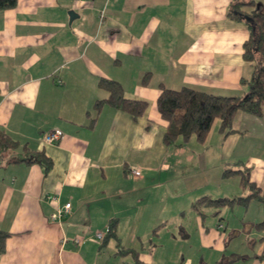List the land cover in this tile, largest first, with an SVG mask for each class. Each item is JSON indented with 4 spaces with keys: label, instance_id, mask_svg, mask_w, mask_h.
Masks as SVG:
<instances>
[{
    "label": "crops",
    "instance_id": "0c3cea01",
    "mask_svg": "<svg viewBox=\"0 0 264 264\" xmlns=\"http://www.w3.org/2000/svg\"><path fill=\"white\" fill-rule=\"evenodd\" d=\"M232 1L16 0L0 10V128L18 142L0 157V232L7 234L0 264H224L230 254L245 256L231 264H264V230L254 229L251 218L234 226L218 219L211 232L205 217L217 213L207 207L200 218L191 207L201 196L184 195V208L176 197L183 193L151 195L170 188L174 164L168 161L182 145L202 151L211 134L202 144L191 137L164 146L166 121L155 107L160 87L221 96L245 90L240 79L252 72L242 58L248 31L244 21L226 15ZM69 11L76 15L71 21ZM100 77L117 81L124 98L144 101L143 113L133 120L102 106L95 115L94 100L106 96L97 87ZM251 117L264 121V115L238 111L224 139L217 121L221 166L246 133L240 123ZM52 129L60 130L59 139L43 142ZM22 146L42 152L50 169L43 173L38 164L21 161ZM244 157L230 167L249 169L250 181L264 193L263 154ZM131 167L139 176L128 173ZM65 203L68 212L51 221ZM263 216L261 207L256 222ZM112 220L117 241L90 239ZM167 224L174 228L168 240L178 246L189 242L190 225L197 224L200 250L189 246L183 256L178 246H163L167 236L159 233ZM146 245L152 251L145 254ZM156 249L161 263L153 258Z\"/></svg>",
    "mask_w": 264,
    "mask_h": 264
},
{
    "label": "trees",
    "instance_id": "16d2710c",
    "mask_svg": "<svg viewBox=\"0 0 264 264\" xmlns=\"http://www.w3.org/2000/svg\"><path fill=\"white\" fill-rule=\"evenodd\" d=\"M16 0H0V10L12 8ZM226 15L232 19L242 20L248 31L247 39L242 43V58L252 63V72L248 79L241 78L245 86L242 95L221 96L181 87L173 90L163 86L155 100V107L160 117L166 121L162 135L164 146L174 144L176 139L181 143L194 137L198 143H203L214 120L218 121L217 131L221 138H226L233 132L232 120L236 112H244L253 116L264 115V3L256 0H234L228 6ZM149 75L142 77L145 83ZM97 87L106 92L102 99L94 100L92 111L96 115L102 106L127 113L133 120L140 116L146 108V103L139 100L126 99L121 85L112 79L100 77ZM94 120V117L91 121ZM18 147V142L0 128V157L7 150ZM23 159L26 164L36 163L46 173L50 160L42 152H34L22 146ZM221 179L238 178V186L247 193L243 196L211 197L201 196L195 199L191 207L198 217L205 216L204 208L213 207V214L225 206H246L251 201L258 202L264 209V193L249 179V169L244 166L228 167L220 173ZM256 230H264V216L251 223ZM7 234L0 232V253L4 249ZM115 239V220L106 227L103 240ZM244 255L230 254L224 259V264H231Z\"/></svg>",
    "mask_w": 264,
    "mask_h": 264
},
{
    "label": "rangeland",
    "instance_id": "374dc122",
    "mask_svg": "<svg viewBox=\"0 0 264 264\" xmlns=\"http://www.w3.org/2000/svg\"><path fill=\"white\" fill-rule=\"evenodd\" d=\"M240 126L243 129L245 128L246 133L239 138L238 144L235 145V148L231 149L233 154L231 155V158L225 166H221L218 161L221 155L218 153L215 134H213V131H216L217 127V120H215L210 128L211 134H209L210 138L207 142V146L203 148L202 151H196L192 149L193 152L190 153L189 144H183L175 159H170V161H168L174 164V166H172L171 170L169 171V174H171V181L169 183L170 188L158 190L151 195L155 196L162 195L163 193H172L174 198L176 194L183 193L181 196L176 197L180 198V204H182L181 206H183L184 208L188 206L187 203H183L182 197L184 195L202 196L204 194H209L213 198L245 195L247 191L242 190L237 186V178L221 179L220 173L223 169H225V167L228 168L232 166V163L234 161L243 160L242 158L244 156L253 155L256 152H261L264 156V121H255V119L251 117L243 120V122L240 123ZM239 131L241 132V130ZM209 152L211 154H209ZM189 158H191V160H189ZM191 187H194L195 189L189 192L187 189ZM151 204L152 203H147L146 205H143L142 210L145 213L149 212ZM212 210H214L213 207H209L207 213H210ZM187 211L188 210H186V212ZM188 213H190L189 215L194 216L191 211ZM259 213H261V206L258 202L255 201H251L245 207L233 206L229 208L225 206L223 208H220L219 212L216 215L208 214L205 217L206 222L204 223V227L206 226L211 232H213L218 219H220L221 226L226 223V221L231 226L240 225V219L244 221L251 218L252 221L256 222V216ZM188 217L184 216L183 219L189 220L190 218L188 219ZM190 226V236L188 238L189 242H184L183 240L181 245L178 246L175 243L173 244L172 240H168L167 235H169L174 228L170 224H167L163 228V231H160L159 233L160 235L163 233L161 235L162 239L165 238L164 236H167V239L163 240V246L170 249L173 247V245L176 247L178 246L176 250H179V252L183 256H185L186 249L189 246L199 251L200 249L198 247L199 244H201L200 240H202V233L200 234L197 224H193ZM192 229L194 230L192 231ZM145 249L146 252L142 251V253L146 254L152 251L149 245H146ZM160 253L161 251L156 249L153 252V258H157V261L161 263ZM186 260L187 258L184 257L183 261L185 262Z\"/></svg>",
    "mask_w": 264,
    "mask_h": 264
},
{
    "label": "built area",
    "instance_id": "2783aa9c",
    "mask_svg": "<svg viewBox=\"0 0 264 264\" xmlns=\"http://www.w3.org/2000/svg\"><path fill=\"white\" fill-rule=\"evenodd\" d=\"M103 18V9L99 12V19ZM61 135V132L59 129H52L50 131H47L46 133L42 134L41 139L45 143H54L56 140L59 139ZM128 173L134 177L139 176L140 171L136 168H129ZM52 199H55V197H51ZM69 209V203H65L61 208H56L54 211L50 214V220L53 222H57L62 216H64ZM106 229L104 231H94L90 239L93 241H96L98 244L101 243L104 237ZM74 241H78V239H74Z\"/></svg>",
    "mask_w": 264,
    "mask_h": 264
},
{
    "label": "water",
    "instance_id": "95a60500",
    "mask_svg": "<svg viewBox=\"0 0 264 264\" xmlns=\"http://www.w3.org/2000/svg\"><path fill=\"white\" fill-rule=\"evenodd\" d=\"M75 16L76 15L73 13V11H69L68 12V17H69L68 21H71Z\"/></svg>",
    "mask_w": 264,
    "mask_h": 264
}]
</instances>
